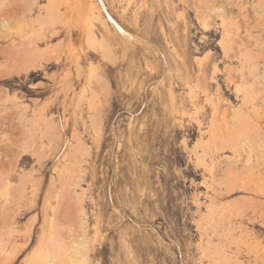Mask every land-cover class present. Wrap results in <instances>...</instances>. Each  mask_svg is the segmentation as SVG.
<instances>
[{
    "label": "rangeland",
    "instance_id": "1",
    "mask_svg": "<svg viewBox=\"0 0 264 264\" xmlns=\"http://www.w3.org/2000/svg\"><path fill=\"white\" fill-rule=\"evenodd\" d=\"M79 1L0 0V175L25 200L0 264L42 228L88 264H264V0H104L140 42L105 12L80 32Z\"/></svg>",
    "mask_w": 264,
    "mask_h": 264
},
{
    "label": "bare ground",
    "instance_id": "2",
    "mask_svg": "<svg viewBox=\"0 0 264 264\" xmlns=\"http://www.w3.org/2000/svg\"><path fill=\"white\" fill-rule=\"evenodd\" d=\"M79 1V0H78ZM82 2V0H80ZM79 1V2H80ZM78 2V3H79ZM81 2L79 3V5L77 6V9L78 7H82L79 8L82 12V17L85 18L84 20V23H82L79 27L80 24H77L73 23L74 25H76L77 27H79L80 29V32L81 31H85V28H86V21H88L87 25L89 26V29L91 27V21L94 20V19H98L100 21H104V20H101L102 18H104V15L103 13L105 12L107 14V17H108V20H110L114 26V28L116 29L117 33L118 34H121V37L125 40V41H131L133 40L134 38L138 40V38L134 37L132 33H129L126 29H124L120 24H118L112 17V15L110 14V11H108L107 9V6H106V2L104 0H96V3H94V0H86V1H83L82 4ZM74 3V2H73ZM72 4V3H71ZM72 6V5H71ZM74 7V6H73ZM74 11H77V10H74ZM76 13V12H75ZM77 15H80V13H76ZM76 16V15H75ZM75 16H73V19L76 18ZM79 17V16H78ZM77 17V19H78ZM81 17V16H80ZM83 18V19H84ZM72 18L70 17V20ZM72 19V20H73ZM76 19V21H77ZM69 20V21H70ZM71 20V21H72ZM71 21H70V24H71ZM81 21V20H80ZM83 21V20H82ZM81 21V22H82ZM97 21V20H95ZM75 22V21H74ZM79 22V21H78ZM69 23V22H68ZM80 23V22H79ZM72 24V25H73ZM106 24V22L104 23ZM67 25V24H66ZM69 25V24H68ZM67 25V26H68ZM69 27V26H68ZM73 27V26H72ZM77 27L74 26L75 29H78ZM67 28V27H66ZM69 29V28H68ZM71 30V29H69ZM91 33V31H90ZM18 35L21 37V38H24L26 37V34L22 31H19ZM139 41V40H138ZM141 41V40H140ZM139 41V42H140ZM138 44V43H136ZM75 48V46H74ZM77 48V47H76ZM75 48V49H76ZM71 50H73L71 48ZM70 50V51H71ZM1 52V50H0ZM75 52L76 50L73 52L74 55H75ZM5 54L8 56V58L10 57L9 55V51H6ZM72 54V53H71ZM70 54L69 52V56H68V64H67V69L65 71V75L67 74H70L71 73V68L69 67V65H71V62L73 61V57L72 55ZM79 58H80V55L76 57V60L75 62L77 63L76 65H78V61H79ZM24 59L20 60V61H23ZM25 62V61H24ZM21 63V62H20ZM23 64V62L21 63ZM64 79V78H62ZM66 79V78H65ZM248 92V91H247ZM250 92V91H249ZM246 93V95L249 94ZM253 92V91H252ZM250 94H252L250 92ZM245 95V97L247 98V96ZM253 95V94H252ZM248 97H252V96H248ZM254 97H252V100H253ZM255 99V98H254ZM255 101V100H254ZM249 103V102H248ZM254 105V104H253ZM253 110V109H252ZM253 113V112H252ZM255 114V113H254ZM250 115V113L248 114ZM246 117L248 118V116L246 115H243L241 116V118H245V120H248L246 119ZM241 123V122H240ZM240 125V124H239ZM255 131V129H254ZM258 131V133H257ZM256 134L260 135L261 132L256 129ZM251 137V136H250ZM252 140V139H251ZM250 142V141H249ZM263 143V142H262ZM250 144V143H249ZM244 145H247L246 144V141H239V142H236L235 143L233 142L232 143V147H235V148H238V147H241V146H244ZM253 145L252 143L250 144V146ZM255 145V144H254ZM259 145V143H258ZM254 147V150L256 152V147L257 145L255 146H252ZM251 147V149H252ZM260 147V145H259ZM262 148H263V145H262ZM259 149V148H258ZM258 149H257V152H258ZM261 149V148H260ZM259 149V151H260ZM262 150V149H261ZM254 153V152H253ZM264 154V153H262ZM234 174V172H237L234 168H232L231 170ZM230 171V172H231ZM229 173V172H228ZM227 173V174H228ZM1 174V173H0ZM231 174V173H230ZM231 176V178H233V175ZM240 175V174H239ZM229 177V176H228ZM236 177V176H235ZM237 177H238V174H237ZM236 177V178H237ZM11 180H10V176L9 174H6V175H0V199H2V212L0 214V227H1V231H0V244H2V252H6L7 249L5 248H8L10 245H12V242L13 241H16L19 237V235L16 233V231H14V229H9L11 226L14 225V223L12 222V220H14L16 218L17 215H15L13 212H9L8 210L11 209L12 207H18L20 208L21 206H24L25 204V200H24V196L23 195H16V194H11L9 192V189H10V186H11ZM257 185V184H256ZM255 187V186H254ZM260 187V186H259ZM262 187V186H261ZM260 187V188H261ZM260 188H255L253 189L255 193H261V195H264V190L260 189ZM54 198H56V201L57 200V197L55 196ZM39 201V199H38ZM37 203H35L33 205L32 203V206L31 208L32 209H35L37 208ZM26 207V206H25ZM54 207V204L52 203V197L51 195L47 196V198L45 199V202H44V205L42 206V210H41V213H42V216L44 218L43 221H46L47 222L45 224H49L50 227H49V232L51 231V227L54 228L55 226L53 225L54 224V218L53 216L56 215V209L54 210L53 209ZM17 208V209H18ZM30 211H26V213H29ZM52 215V216H51ZM256 220V219H254ZM44 223V222H43ZM83 224V223H82ZM262 225H264V223H262ZM44 227V226H43ZM84 227V226H83ZM46 229H48L46 227ZM46 231L45 228H42V234L41 236L38 238L39 240V245L37 246L36 250L34 251V254L29 258H27V260L24 261V264H88L87 261L89 259V253L91 251V241L89 240H86L83 242L73 246V245H69L65 242H63V240H58L56 239L55 240V237H54V231L50 234H48V236L46 235ZM48 237V238H47ZM85 237V236H84ZM17 242V241H16ZM92 245V244H91ZM12 247H14L12 245ZM25 249V246L20 248L19 249V252L23 251ZM75 251L72 254H70V250ZM255 251V249H254ZM257 251V250H256ZM259 252V251H258ZM80 255V256H78ZM264 255V254H263ZM220 259V258H219ZM219 261H217L218 263ZM222 262V261H221ZM222 263H225V262H222ZM222 263H218V264H222ZM228 264V263H226ZM231 264V263H230ZM233 264V263H232Z\"/></svg>",
    "mask_w": 264,
    "mask_h": 264
}]
</instances>
